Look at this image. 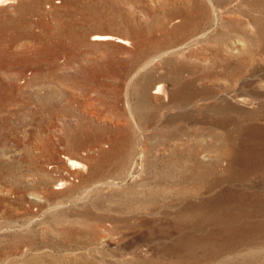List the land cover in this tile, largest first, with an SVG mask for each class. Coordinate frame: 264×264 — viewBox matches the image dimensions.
I'll list each match as a JSON object with an SVG mask.
<instances>
[{
	"label": "rangeland",
	"instance_id": "rangeland-1",
	"mask_svg": "<svg viewBox=\"0 0 264 264\" xmlns=\"http://www.w3.org/2000/svg\"><path fill=\"white\" fill-rule=\"evenodd\" d=\"M208 1L0 2V264H264V0Z\"/></svg>",
	"mask_w": 264,
	"mask_h": 264
},
{
	"label": "bare ground",
	"instance_id": "bare-ground-1",
	"mask_svg": "<svg viewBox=\"0 0 264 264\" xmlns=\"http://www.w3.org/2000/svg\"><path fill=\"white\" fill-rule=\"evenodd\" d=\"M1 1H3V0H0V2H1ZM207 1H208V0H207ZM208 2H209V1H208ZM241 2H242V1H241ZM211 3H212V2H211ZM217 3H218V2H217ZM209 4H210V3H209ZM195 5H196V4H195ZM197 5H198V4H197ZM197 5H196V8H197ZM215 6H216V5H215ZM254 6H255V5H254ZM198 7H199V6H198ZM248 7H250V6H248ZM182 8H183V7H182ZM215 8H216V7H215ZM218 8H219V7H218ZM220 8H221V7H220ZM220 8H219V9H220ZM192 9H193V8H192ZM223 9H224V8H223ZM193 10H194V9H193ZM199 10H200V9H199ZM211 10H212V8H211ZM186 11H187V10H186ZM197 11H198V8H197ZM218 11H219V10H218ZM220 11H221V10H220ZM228 11H229V10H228ZM228 11H226V12L224 11V12H225V13H228ZM199 12H200V11H199ZM216 12H217V11H216ZM193 13H194V12H193ZM212 13H213V12H212ZM212 13H211V14H212ZM191 14H192V12H191ZM199 14H200V13H199ZM213 14H214V13H213ZM218 14H219V13H218ZM197 15H198V13H197ZM223 15L225 16V14H223ZM199 16H200V15H199ZM227 16H228V15H227ZM179 17H180V16H179ZM186 17H187V16H186ZM195 17H196V16H195ZM202 17H203V16H202ZM202 17H201V18H202ZM219 17H220V16H219ZM181 18H183V17L181 16ZM220 18H221V17H220ZM220 18H219V20H220ZM183 19H184V18H183ZM188 19H189V18H188ZM198 19H200V18H198ZM215 19H216V18H215ZM226 19H227V18H226ZM229 19H230V18H229ZM190 20H191V19H190ZM222 20H223V19H222ZM229 21H230V20H229ZM187 22H188V21H187ZM220 22H221V20H220ZM188 23H189V22H188ZM221 23L223 24V22H221ZM196 24H197V23H196ZM227 24H228V23H227ZM225 25H226V24H225ZM253 25H254V24H253ZM216 27H217V26H216ZM245 27H246V26H245ZM252 28H253V27H252ZM204 29H205V28H204ZM202 30H203V29H202ZM211 30H212V29H211ZM251 30H252V29H251ZM203 31H204V30H203ZM201 32H202V31H201ZM206 32H207V31H206ZM215 32L217 33V31H215ZM230 32H231V31H230ZM227 33H228V32H227ZM228 34H230V33H228ZM232 34H233V33H232ZM234 34H235V33H234ZM201 35H202V34H201ZM210 35H211V34H210ZM224 35L227 36V34H224ZM230 35H231V34H230ZM205 36H206V35H205ZM218 36H219V35H218ZM218 36H217V37H218ZM232 36H233V35H232ZM224 37H225V36H224ZM227 37H228V36H227ZM95 38H96V40H104V39H105V40H106V39L109 40V39H110V37H107V36L95 37ZM95 38H94V39H95ZM216 39H217V38H216ZM220 39H222V38H220ZM223 39H224V38H223ZM228 39L230 40V36H229ZM237 39H238V38H237ZM111 40H112V39H111ZM230 41H232V40H230ZM237 41H238V40H237ZM237 41H236V42H237ZM119 42H120V40H119ZM121 42L123 43V41H121ZM223 42H224V41H223ZM221 43H222V42H221ZM224 43H225V42H224ZM227 43H228V41H227ZM239 44H240V43H239ZM230 45H232V43H231ZM237 45H238V44H237ZM156 59H157V58H156ZM143 68H144V67H143ZM160 86H161V85H160ZM160 86H159V87H160ZM160 88H161V87H160ZM160 88H159V89H160ZM156 89L158 90V87H156ZM162 91H163V89H162ZM158 92L161 93V91H158ZM241 99H242V98H241ZM238 100H239V99H238ZM239 101H240V100H239ZM241 101H242V100H241ZM65 183H66V182H65ZM62 184H63V183H62ZM110 184H111V183H110ZM64 185H65V184H64ZM64 185H63V186H64ZM100 243H101V242H100ZM100 243H99V244H100ZM99 244H98V245H99ZM101 244H102V243H101ZM105 244H106V241H105ZM99 246H100V245H99ZM17 261H18V260H17Z\"/></svg>",
	"mask_w": 264,
	"mask_h": 264
}]
</instances>
